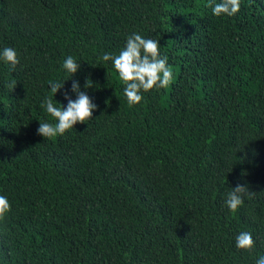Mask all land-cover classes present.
Segmentation results:
<instances>
[{
	"label": "trees",
	"instance_id": "1",
	"mask_svg": "<svg viewBox=\"0 0 264 264\" xmlns=\"http://www.w3.org/2000/svg\"><path fill=\"white\" fill-rule=\"evenodd\" d=\"M0 0V264H256L264 255V0ZM160 43L173 80L130 106L105 53ZM72 56L73 76L63 68ZM93 87L85 89L87 80ZM65 83L56 97L49 82ZM97 105L45 139L41 104ZM15 82L16 88L9 85ZM57 101V102H56ZM60 104V105H59ZM246 173V175H244ZM255 194L232 213L228 193ZM250 232L251 252L236 247Z\"/></svg>",
	"mask_w": 264,
	"mask_h": 264
},
{
	"label": "clouds",
	"instance_id": "2",
	"mask_svg": "<svg viewBox=\"0 0 264 264\" xmlns=\"http://www.w3.org/2000/svg\"><path fill=\"white\" fill-rule=\"evenodd\" d=\"M208 6L212 7V11L217 17L222 15L233 17L241 10V0H222V3H216L215 6L209 4ZM160 47L159 41L145 39L141 35L133 33L127 38L124 48L118 54L105 53L102 55L103 61L112 62L120 81L125 85L124 95L130 106L142 102V93L166 89L172 83L173 71L169 65L168 57L161 56ZM0 59L10 64L13 70L19 64L16 51L10 47H5L0 51ZM63 68L74 76L80 69V65L72 56H68L63 62ZM49 86L50 92L56 97L57 93L64 88L65 83L50 81ZM9 87L15 89V82ZM84 87L85 89L93 87L91 79L85 82ZM71 91L75 94L76 99L73 100L65 92L66 107L60 104V107H57L51 97L46 98L41 104V108H44L56 123L40 122L37 129L39 136L45 139L63 136L78 123L85 124L86 121L92 119L97 105L91 101L86 91H81L79 82L73 81ZM253 194L255 193L251 192L248 187L237 184L228 193L226 205L232 213H235L243 205L244 197ZM10 210L11 205L7 197L0 195V219H3ZM236 247L239 250L251 252L254 248L252 234L247 231L239 233L236 236ZM256 264H264V255L256 260Z\"/></svg>",
	"mask_w": 264,
	"mask_h": 264
}]
</instances>
